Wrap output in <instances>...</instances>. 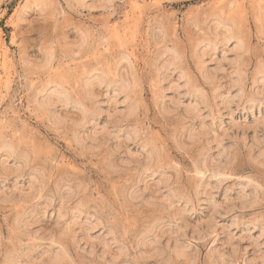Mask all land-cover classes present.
Masks as SVG:
<instances>
[{
    "label": "rangeland",
    "instance_id": "374dc122",
    "mask_svg": "<svg viewBox=\"0 0 264 264\" xmlns=\"http://www.w3.org/2000/svg\"><path fill=\"white\" fill-rule=\"evenodd\" d=\"M0 264H264V0H0Z\"/></svg>",
    "mask_w": 264,
    "mask_h": 264
},
{
    "label": "bare ground",
    "instance_id": "6f19581e",
    "mask_svg": "<svg viewBox=\"0 0 264 264\" xmlns=\"http://www.w3.org/2000/svg\"><path fill=\"white\" fill-rule=\"evenodd\" d=\"M230 36H231V35H230ZM230 36H229V37H230ZM231 37H232V36H231ZM2 54H3V53H2Z\"/></svg>",
    "mask_w": 264,
    "mask_h": 264
}]
</instances>
